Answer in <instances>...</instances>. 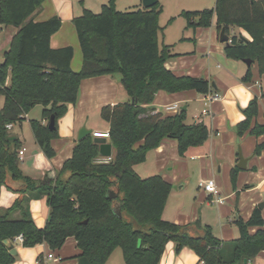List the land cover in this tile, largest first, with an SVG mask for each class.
<instances>
[{"label": "trees", "instance_id": "trees-1", "mask_svg": "<svg viewBox=\"0 0 264 264\" xmlns=\"http://www.w3.org/2000/svg\"><path fill=\"white\" fill-rule=\"evenodd\" d=\"M44 1L0 0V24L16 29L0 62V96L4 97L0 105V196L4 186L19 193L10 207H0V264L15 262L11 249L20 234L24 247L47 243L54 251L74 237L81 256H87L90 264H105L118 247L125 264H160L169 241L176 243L177 253L184 247L192 249L199 256L198 264L252 263L264 250L262 208L256 206L248 219L235 218L239 236L222 241L200 219L186 225L165 219L163 210L172 183L161 174L143 178L135 169L164 138L175 139L178 153L184 156L210 135L203 121L186 122L185 109L164 114L155 112L152 105L159 90L175 93L195 89L207 94L212 88L208 79L179 76L165 67L172 55L168 46L159 45L162 4L158 1L150 8L120 11L115 0H108L98 13L84 9L76 15L72 21L83 64L75 71L71 67L73 46L51 45V36L60 30L62 18H33ZM216 1L213 8L182 10L180 16L186 19L187 28L209 27L217 17L218 33L224 27L230 35V43L224 44L227 57L251 59L264 75V0ZM234 27L248 37L241 32L235 35ZM252 64L243 81L251 79ZM114 74L121 76L131 99L101 108L116 150L111 160L100 158V144L90 134L76 142L73 155L64 160L56 177L35 179L26 175L20 167V139L7 125L21 122L35 105H42L41 119L31 118L30 125L37 143L52 158L56 151L51 141L59 137L58 122L70 104L78 103L81 81ZM258 106L259 97H255L243 109L246 117L236 125L239 137L247 132L256 137L264 135V123L256 121ZM51 115L56 119L55 129L49 128ZM255 146L254 155H258L264 150V138ZM240 170L238 166L231 170L234 186ZM66 172L69 175L63 179ZM118 189L114 198L108 197ZM33 196L48 200L49 218L44 227H39L31 215ZM118 206L122 217L116 212ZM195 227L202 228L203 234H192L189 230ZM252 227L258 230L251 233Z\"/></svg>", "mask_w": 264, "mask_h": 264}, {"label": "crops", "instance_id": "crops-1", "mask_svg": "<svg viewBox=\"0 0 264 264\" xmlns=\"http://www.w3.org/2000/svg\"><path fill=\"white\" fill-rule=\"evenodd\" d=\"M159 2L163 6L162 12H165L166 3L161 0ZM142 4L139 7H142ZM169 7L168 17L166 18L169 25L166 26L169 28L162 32V39L158 34L160 47L168 46L172 55L165 62V67L179 76L192 75L208 79L212 88L207 94L199 93L195 89L175 93L159 90L152 105L155 107V112L162 111L164 114H175L176 111L186 106L188 120L190 103L193 100L203 102L201 112L193 113L194 118H196L194 122L203 121L209 129L210 135L208 140L201 145V148L197 149L191 158L198 156L205 159L200 163V168L205 174V178L200 183V191L208 196L210 202L217 203L218 208L216 217L208 219L209 224L201 223L213 228L215 235L222 241H228L237 238L239 231L236 226L233 228L224 220L227 219L234 224V219L237 217L248 219L252 215L253 209L264 200V150L260 154L254 155L255 145L263 140L264 135L256 137L247 132L239 137L234 129L246 117L243 109L255 97H259V114L256 121L264 123V97H261V91L264 89V75H260L258 71V75H252L249 81L242 80L249 66L243 61L244 65L240 63V60L237 61L227 57L224 42L221 43L219 39L217 17L214 16L211 26L198 27L194 30L187 28V21H180V18H183L180 16V12L187 10L186 7L176 1L169 2ZM80 14L82 13L75 8L71 0H45L41 9L33 15L35 21H44V19L54 15L62 18L63 24L60 30L51 36V45L54 48L73 46L75 56L71 67L75 71L82 67L83 53L72 20ZM159 22H161V19ZM175 23H177V26ZM234 28L248 37V34L240 28ZM234 28L232 31H234ZM161 29H163L162 25ZM80 86L78 103L68 106L67 112L58 122L59 137L51 141L52 147L56 151L54 157L49 158L46 156L36 138L35 141L33 140L30 143L32 145L30 148L26 146V140L24 142L21 136L14 134L19 137L21 148L26 149L24 158L20 161V167L29 177L35 179H42L45 176L56 177L57 172L62 169L64 160L73 155V148L78 141L79 129L85 126L92 131L108 130L109 123L107 122L104 129H101L97 120L94 119L95 115L101 117V108L104 106L127 102L131 99L121 84L119 74L86 78L81 81ZM204 110H206V113H204ZM28 115L24 119H28L30 122L31 118H28ZM37 119H41V117ZM14 126L11 130L14 129ZM107 142H110V140ZM238 144H240L241 152L242 149L244 150L243 156L246 158L247 166L239 171L236 177V186H234L230 173L233 167L238 166ZM111 150L112 155H114L116 150L113 145ZM177 153V141L169 137L164 138L160 146L148 152L144 163L135 165V169L138 172L137 168L142 167L141 172L138 173L143 178L161 174L165 180L174 185V180L177 177L175 175L170 177L166 169L170 160L173 161L172 163L179 160V153ZM151 156L155 170L148 169L149 167L145 165ZM102 157L101 154L100 158ZM68 175V172L64 173L63 179H66ZM210 178L216 179L217 194L204 190V183ZM185 186L186 183L183 187ZM183 187H180V189ZM18 195L19 193H15L5 186L2 187L0 207H10L14 204ZM217 197L224 198V201L217 202ZM29 208L36 224L39 227H44L50 211L46 196H33ZM168 209L169 199L163 210V217L167 214ZM262 210L264 213V208ZM165 219L183 225L192 224L198 220L196 213H186L180 210L174 217H166ZM215 221H219L217 230L210 225L215 224ZM257 230L258 227L250 228L251 233H255ZM189 231L194 235L203 234L202 228H190ZM176 248L177 245L174 241L167 242L160 264H198L199 256L192 249L184 247L180 253H177ZM15 249L17 250L16 260L12 264H76L82 253L80 248L77 247L74 237H69L64 246L56 252H52L47 243L36 244L34 247H24L21 240L15 241ZM68 249H71L73 255H68ZM115 251L105 264H121L112 258ZM50 253H53L54 257L47 259V255ZM40 255L41 258H39ZM251 264H264V250L257 255Z\"/></svg>", "mask_w": 264, "mask_h": 264}, {"label": "rangeland", "instance_id": "rangeland-1", "mask_svg": "<svg viewBox=\"0 0 264 264\" xmlns=\"http://www.w3.org/2000/svg\"><path fill=\"white\" fill-rule=\"evenodd\" d=\"M161 1L163 3H166V8H165V12L160 13V19H161L160 23L163 26V29H161L158 33L160 35V39H162L163 37L162 32L163 31L165 32L166 29L169 28L168 20L166 19L168 17V11L170 9L169 2L176 1L177 3H180L184 7H186L187 10L205 9L206 7L213 8L216 6V2H217L216 0H166V2H164L165 0H161ZM71 2L74 3L75 8L80 13H82L84 9H89L91 11L98 13L101 11L102 6L108 2V0H71ZM141 3H142L141 0H115V4L120 11L135 9L139 7ZM142 7H143V4H142ZM180 19H181L180 21H183V22L186 21L184 18H180ZM175 25L177 26V23H175ZM15 31H16L15 28L9 29L6 26H3L2 29L0 30V62L4 60V56H3L4 52L8 47L12 34ZM233 33L238 36L240 34L239 30H237L236 28H234ZM240 63L243 64L242 61H240ZM252 65H253L251 68L252 75L257 76L258 75V65L256 62L253 63ZM3 101H4V97L0 96L1 106L3 105L2 104ZM190 104H191V108H190L189 118L187 120V123L189 124L196 120V118H194L193 113L201 112L203 105H204L203 102H199L195 100H193L192 103ZM42 110H43L42 105L40 104L35 105L28 113L29 114L28 118L37 119L41 117ZM94 119L97 120L99 127L101 129H104V127L107 124V121L101 118L99 115L98 116L95 115ZM234 129L236 130V127ZM101 131H104V130H101ZM11 134L12 135L18 134L19 136L22 137V140L24 142L26 140L27 147H30V146L32 147L30 143L33 142V140L35 141V136L33 135L31 125L28 119H23L21 122L16 123L14 126V129L11 130ZM199 146L190 147V149L186 152L184 156H181L180 154L178 155L179 160H177V162L172 163L173 161L170 160L168 163L166 171L169 173L170 177L175 175L177 178L176 180H174L175 181L173 185L174 187L172 188V191L169 195V209L166 212L167 214L164 216V218L174 217L177 214V212H179V210L182 212H186V213L187 212L196 213L197 219H200V221L204 224L205 223L209 224L210 222H208V219H211V218L214 219V217H216V214H217L216 210L218 208L217 203H213L212 201L210 202L208 196H206L204 192L200 191V183L202 182V179L205 178V174L200 168L201 167L200 163L202 162V160H205V159L199 158L198 156H194L193 158H191L192 155L196 153L197 149L201 148V145ZM238 146H239V152H240V144H238ZM242 153L244 154L243 149H242ZM153 163L154 162L151 156L148 162L145 163V165L149 167L148 169L155 170ZM141 168H142L141 166L137 168L139 173L141 172ZM151 174H154V173H151ZM230 177H231V173H230ZM185 183H186V186L180 189L181 185ZM224 222L228 223L233 228L235 227V225L229 222L227 219L224 220ZM210 225L214 226V228H216L217 230L219 221H215V224L212 223ZM68 250H69L68 255H73V252L71 251V249H68ZM52 252H56V251L52 250ZM112 258L113 260L119 261L121 264H125L123 260V251L121 247H118L116 249Z\"/></svg>", "mask_w": 264, "mask_h": 264}, {"label": "water", "instance_id": "water-1", "mask_svg": "<svg viewBox=\"0 0 264 264\" xmlns=\"http://www.w3.org/2000/svg\"><path fill=\"white\" fill-rule=\"evenodd\" d=\"M159 0H142V3H143V6L146 7V8H150V7H153L157 4ZM220 42L221 43H225V44H229L230 43V35L228 33H226L225 31V28L223 27L221 32H220ZM243 62H245L248 66H251L252 64V60L251 59H244ZM213 85H215V83H213ZM186 106L182 107L181 109H185L186 110ZM49 128L50 129H55L56 128V119H55V116L54 115H51L50 117V121H49ZM92 132L91 129L83 126L79 129L78 131V141L88 135H90ZM98 142L100 144L99 146V150H100V153L103 155V156H111L112 155V144L110 142H107V140L105 138H102V137H96L95 138V142ZM247 166V162H246V158L243 156V153L239 152V162H238V167L239 168H245ZM185 184L181 185V187H183ZM120 190L118 189L117 192H110L108 194V197L109 198H114V196H116L118 194ZM258 207L259 208H264V200L261 201L259 204H258ZM116 212L117 214L122 217L123 214L121 212V208L118 206L116 208ZM4 243L5 244H9V240L8 239H5L4 240ZM11 254L13 255H17V250L15 248L11 249ZM245 262H247V260L245 259ZM76 264H90L89 263V260L87 258V256L83 255L81 256L78 260H77V263Z\"/></svg>", "mask_w": 264, "mask_h": 264}, {"label": "built area", "instance_id": "built-area-1", "mask_svg": "<svg viewBox=\"0 0 264 264\" xmlns=\"http://www.w3.org/2000/svg\"><path fill=\"white\" fill-rule=\"evenodd\" d=\"M2 25L0 24V30L2 29ZM204 113H206V110H204ZM13 124H8L7 127L9 129H12L13 128ZM91 134L93 135L94 138L96 137H102V138H105L107 141L110 140V137H111V134L109 133V129L108 130H104V131H101V130H95V131H92ZM19 159L20 161L23 160L24 158V154H25V149L24 148H21L19 151ZM103 159L109 161L111 160L112 158V155L111 156H103L102 157ZM204 190L209 192V193H215L217 194L218 190H217V182H216V179L214 178H210L208 179L205 183H204ZM216 201L217 202H223L224 201V198L222 197H217L216 198ZM17 240H23V235L20 234L17 236L16 238V241ZM53 253H50L47 255V259H50V258H53ZM201 264H204V262L202 261ZM251 264V263H250Z\"/></svg>", "mask_w": 264, "mask_h": 264}]
</instances>
